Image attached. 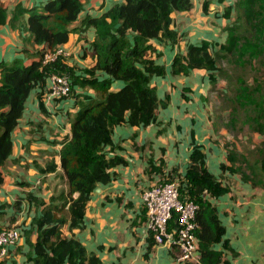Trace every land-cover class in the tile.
I'll return each mask as SVG.
<instances>
[{"label":"crops","instance_id":"1","mask_svg":"<svg viewBox=\"0 0 264 264\" xmlns=\"http://www.w3.org/2000/svg\"><path fill=\"white\" fill-rule=\"evenodd\" d=\"M40 1L43 0H0V4L9 12L15 3L29 6ZM121 1L80 0L81 9L70 26L76 27L85 15L97 16ZM202 2L191 0L189 9L170 13L168 27L175 30L176 41L165 37L151 40L158 54L150 55L164 67L162 75H152L150 79L157 97L154 118L145 126L121 122L112 127L114 146L105 147L106 155L123 156L126 163L112 166L111 179L97 184L98 189L90 193L82 226H60L62 235L76 237L87 251L95 253L99 264H200L197 250L193 259L180 260L173 244L148 243L141 197L142 190L158 178L167 179L172 167L182 173L193 145L204 153L207 169L227 187L218 196L205 195L224 225L227 245L214 244L221 250L222 264H264V186L219 166L221 162L228 164L225 153L234 148L238 152L251 151L249 164L258 167L259 159L254 154L264 140V58L252 55V34H245L237 38L231 52L234 58L221 73L205 68L171 72L173 55L183 54L187 43L207 41L211 51L225 49L226 26L235 16L234 0H207L205 5ZM22 37L25 36L16 26L0 24V61L9 62L19 56L27 64L36 58L41 45ZM93 37V27L89 25L70 31L60 45L69 52L64 60L75 73L93 64ZM120 84L115 80L110 89ZM45 85L46 79L43 89ZM215 88L225 93L227 100V107L220 112L208 101H215ZM81 89L95 94L93 89ZM39 91L35 87L28 92L18 122L10 132L11 150L2 166L0 183V226L30 227V219L39 213L41 204L27 201L26 192L46 202L50 194L66 187L58 152L69 135L68 117L76 110L75 100L70 95L45 104L40 101ZM222 136H226L225 140ZM51 163L54 169L46 170ZM238 166L245 172L249 168L246 163L237 162ZM222 171L228 172L227 177L219 175ZM258 181L264 183V173L255 179ZM28 239H35L33 228ZM29 251L22 234L15 244L8 245L0 264H32Z\"/></svg>","mask_w":264,"mask_h":264},{"label":"trees","instance_id":"2","mask_svg":"<svg viewBox=\"0 0 264 264\" xmlns=\"http://www.w3.org/2000/svg\"><path fill=\"white\" fill-rule=\"evenodd\" d=\"M261 1L264 3V0H234L235 16L231 25L226 26L224 51L209 50L207 41L187 43L183 54L176 52L173 55L170 71L179 73L190 68H205L221 73L218 61L221 58H229L228 62L233 60L231 52L236 47L237 38L252 34V39H257L256 28L264 32L261 25L264 20L259 22L264 19ZM205 2L207 0L202 4ZM191 6V0H123L112 3L97 16L85 15L74 27L70 23L78 16L80 0H43L29 6L15 3L9 12L0 4V24L7 22L16 26L25 36L22 37L24 40L41 45L35 52L36 58L27 64L19 56L9 62L0 61V183L2 166L11 150L10 132L18 122L28 92L35 87L41 91L48 74L64 73L69 79L68 96H73L76 104V110L68 117L69 135L58 152L65 189L50 194L46 202L29 192L25 195L27 201L41 204L39 213L30 219V227L22 228L24 240L30 247L28 258L32 264H99L95 253L87 251L76 237L62 235L60 226L64 223L68 228L82 226L90 193L97 184L111 179L112 166L126 163L123 156L106 155L105 147L114 146L110 136L112 127L121 122L145 126L153 120L157 97L150 79L152 75H162L164 67L154 62L150 55L151 52L158 54L151 40L165 37L171 42L176 41L175 30L168 27L170 13ZM89 25L94 31L90 42L95 59L92 65L75 73L61 56L41 63L44 48L61 45L70 31L82 30ZM250 27L254 28L253 32H249ZM259 54H264V49ZM252 55H255L254 50ZM115 80L121 84L110 89ZM84 87L93 89L95 94L90 95L81 89ZM42 92L39 98L43 102ZM63 97L67 96L54 100ZM255 150H258L257 168L249 164L251 151L238 152L236 149L228 150L225 153L228 164L221 162L219 166L222 170L236 171L243 179L249 177L253 184L264 186L262 181L255 182L264 173V140ZM204 157L198 146L193 145L184 171L178 173L172 167L167 180L177 179L179 197L192 199L196 204L194 234L198 262L222 264L221 250L214 244L222 242L221 245H227L223 239L224 225L205 195L218 196L227 187L207 169ZM237 162L249 165L247 172L243 167H236ZM45 169H54V164H47ZM176 216L172 210L168 229L176 226ZM32 228L35 233L33 242L28 239ZM147 232L148 243H154L151 232Z\"/></svg>","mask_w":264,"mask_h":264},{"label":"built area","instance_id":"3","mask_svg":"<svg viewBox=\"0 0 264 264\" xmlns=\"http://www.w3.org/2000/svg\"><path fill=\"white\" fill-rule=\"evenodd\" d=\"M68 54L69 52L60 45L52 49L44 48L41 63L59 56L66 58ZM45 88L42 97L43 102L47 104L57 97L69 95V79L64 73H50L46 77ZM141 197L146 215L145 226L147 231L151 232L154 243H170L176 246L179 251L177 259L191 260L196 257V204L192 199L179 197L178 180L157 181L144 188ZM172 210L177 215L176 226L168 229ZM21 235L22 229L18 226H0V258L7 255L8 245L15 244Z\"/></svg>","mask_w":264,"mask_h":264},{"label":"rangeland","instance_id":"4","mask_svg":"<svg viewBox=\"0 0 264 264\" xmlns=\"http://www.w3.org/2000/svg\"><path fill=\"white\" fill-rule=\"evenodd\" d=\"M261 3L264 4L263 1H261ZM263 20L264 19H261V20H259V22H263ZM252 21H254L253 18H252ZM261 25H263V29H264V23H262ZM245 26H247V25H245ZM259 27L261 28L260 25H259ZM253 31H254V28L253 27H250L249 32H253ZM255 33H256L257 39H254L252 42L249 43L250 44V48H253L254 49V53H255L254 56L264 58V54L258 55L259 54V51H262L264 49V32H262L260 29L256 28L255 29ZM252 45H254V47ZM228 60H230V59L229 58H221V59H219V61H218L219 62V65L222 68H228V66H229L228 65L229 64L228 63ZM45 90H46V88H45ZM45 90H44V92H45ZM218 90L219 89H216L215 88V93L213 92V94H215V97H214L215 101L213 99L211 100V98L208 101L211 104V106L215 105L216 110L218 112H220L223 108H226L227 107V104H226L227 103V100H226L225 95H224L225 93L218 92ZM213 96H212V98H213ZM226 120L227 119H224L223 120V122H224L225 125H226ZM225 138H226V136H222V139L223 140H225ZM219 139L221 140V138H219ZM241 148H244V146H242ZM225 149H227V148H225ZM231 149L233 150L234 148H231ZM256 155L257 154L255 153L254 156H256ZM235 165H236V163H235ZM227 173L228 172H226V171H222L221 174H219V175L222 176V177H227ZM160 180L161 179L158 178V180H156V182L157 181H160Z\"/></svg>","mask_w":264,"mask_h":264},{"label":"water","instance_id":"5","mask_svg":"<svg viewBox=\"0 0 264 264\" xmlns=\"http://www.w3.org/2000/svg\"><path fill=\"white\" fill-rule=\"evenodd\" d=\"M98 189V187H95V190H97Z\"/></svg>","mask_w":264,"mask_h":264}]
</instances>
